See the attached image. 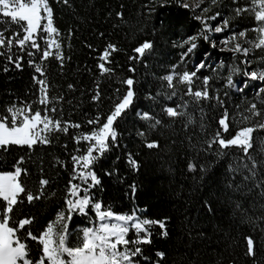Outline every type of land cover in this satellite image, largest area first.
Wrapping results in <instances>:
<instances>
[{"label": "trees", "instance_id": "obj_1", "mask_svg": "<svg viewBox=\"0 0 264 264\" xmlns=\"http://www.w3.org/2000/svg\"><path fill=\"white\" fill-rule=\"evenodd\" d=\"M49 3L54 11L55 26L63 34V54L70 58L65 59L62 68L56 59L46 62L50 96L64 97L56 104L59 111L53 115L78 123L81 127H70L68 133L55 132L49 137L50 144H38L31 152L26 147L16 146L7 153L0 152V171L13 170L15 160L25 156L27 163L23 167L28 169L29 174L22 179L33 192L37 190L41 176L50 180L45 197L32 204L26 201L19 204L14 218L33 217V223L27 227L36 235L55 218L56 213L64 207L65 189L72 174V156L79 155L88 146L83 141L77 144L74 137L98 127L88 124L89 119L99 116L101 123L104 122L115 98L125 91L126 86L121 85L120 81L131 76L137 81L134 105L115 125L119 134L117 141L114 144L110 141V149L93 165L101 184L92 191L97 200L111 206L115 212L130 213L137 208L141 217L167 218L168 236H161L162 230L154 226L152 243L141 245L144 255L150 259L144 261L141 258L140 264H152L157 259V251L166 254L161 264H264V233L242 222L233 211V201L240 200L247 207L255 194H241L227 187V163L232 157L217 162L211 153L201 155L200 163L212 165L203 181L194 180L193 174L187 170L189 158L193 155L187 137L195 133L194 142L203 133L198 126L186 130L182 119L172 121L161 111L164 104L174 106V102H180L179 94L185 90V86L178 85V95L172 101L157 97L159 103H154L148 98L149 94L156 96L162 90L164 82L160 77L168 74L173 65H179L176 71H192L194 62L208 48V43L201 36V22L195 19L194 11L183 7L179 0H69L67 5L63 0H49ZM240 3H246V0H240ZM161 4L164 6L161 7ZM234 7L236 5L232 0H219L217 6H212L214 13L219 11L224 18L230 19V25L238 31L251 29L254 26L252 17L247 14L235 17ZM152 8L155 11H150ZM117 12L123 13L122 20L117 17ZM69 30L72 32L70 38ZM191 36L197 37V48L189 61L187 58L181 63L180 55L186 47L179 45ZM144 40H151L154 49L143 60L130 61L128 57L136 55L132 49ZM108 43L115 44L120 51L113 53L112 63L108 65L114 72L102 76L97 67L98 57ZM88 45H92V48ZM250 56L253 61L250 70L254 69V65L264 68V60L260 59L264 57V49L254 50ZM27 59L22 70L10 66V71L4 72L6 61L0 58V112L13 103L35 101L37 86L32 80L35 73ZM240 61L237 58L233 61L227 59L226 63L210 65L198 73L200 77H212V88L219 91L225 107L233 116H237V105L240 106L239 110H243L248 103L255 101L258 107H264L260 103L264 94L258 98L249 87L240 92L226 86L230 62L241 71L245 69ZM130 67L135 68L134 73L129 71ZM69 84L74 88L69 89ZM97 84L100 100L94 101L92 97L97 91ZM117 88L121 89L120 93L115 91ZM33 106L42 107L38 104ZM203 106L204 122L211 135L217 128L216 121L223 109L210 107L207 102ZM194 108L193 105L190 110ZM138 111H152L163 121V125L149 130L147 122L136 115ZM195 114L199 120L200 113L197 111ZM242 126L233 124L230 134L234 135L237 128ZM139 131H145L146 138L139 136ZM253 136L254 145H257L255 138H264V131H258ZM146 139L159 141L160 147L147 148ZM230 151L236 156L241 155L237 148ZM129 153L138 162V170L128 164ZM29 156L31 159H28ZM58 161L66 166H61ZM133 184L136 186L135 193L131 187ZM204 201L210 202L212 212L204 206ZM88 226H91L89 217H73L69 226L71 246L79 243L80 230ZM20 235L23 237L25 233ZM246 235H252L257 241L255 259L245 255ZM27 243L35 259L41 246L30 239Z\"/></svg>", "mask_w": 264, "mask_h": 264}, {"label": "snow or ice", "instance_id": "obj_2", "mask_svg": "<svg viewBox=\"0 0 264 264\" xmlns=\"http://www.w3.org/2000/svg\"><path fill=\"white\" fill-rule=\"evenodd\" d=\"M63 3L67 5L69 0H63ZM204 3L205 0H198L194 6L185 3L183 7L201 10V15L196 16L195 19L202 23L201 36L208 41L209 36L204 33L225 32L230 27V19L225 18L220 25L213 27L208 21L216 20L221 13L219 11L213 15L207 13L211 11L212 6L218 5L219 0H209L208 7H201ZM232 3L236 5L233 8L235 17L247 14L252 17L254 26L251 29L232 32L220 43L224 45L222 50L247 58L254 50L264 49V0H246L244 4H241L240 0H232ZM163 6L161 4V7ZM150 11L155 9L152 8ZM116 15L119 19H123L122 12H117ZM12 25L16 27L13 28ZM249 31L256 33L254 39H249ZM71 35L72 32L69 30L68 37L70 38ZM62 36L63 34L55 26L54 11L49 0H0V58L6 61L3 71H10V66L22 70L27 57V63L35 73L32 80L37 86L34 93L35 101L13 103L0 112V152L7 153L13 146L26 147L31 152L38 144H50L49 137L53 133H68L70 127L77 129L81 127L78 123L64 121L53 115L59 111L56 104L63 101L64 97L50 96L51 85L47 79L46 62L49 59H56L62 68L65 59H70L63 54ZM196 39V36H191L179 45L180 47L188 45L180 55L181 63H184L197 48ZM212 46L216 47V43L212 42ZM88 47L92 48V45ZM153 49L154 43L151 40H144L132 49L136 55L129 56L128 59L141 61ZM118 51L120 49L115 44L108 43L99 55L97 67L102 76L114 72V69L108 65L112 63L113 53ZM260 59L264 60V57ZM240 63L250 65L251 61L244 59ZM178 67L179 65H173L168 74L160 77L164 82L161 86L162 90L157 92L156 96L149 94L148 98L154 103H159L157 97L172 101L178 95V85L185 86V90L179 94L180 102H174V106L164 104L161 111L172 121L182 119L186 130L198 126L203 133V136L197 137L194 142L195 133L187 137L193 151L187 164L188 172L193 174L194 180L203 181L212 165L200 163L201 155L206 156L211 153L216 157L217 162L225 157H232L227 163L229 174L227 187L241 194L245 192L255 194L247 207L240 200L233 201V211L242 222L264 233V138L256 137L257 145H254L253 136L258 131H264V116H262L264 107H258L255 101L248 103L243 110H239L240 106L237 105V118L229 113L219 91L212 88V77L198 76L202 69L208 67L204 61L195 65L192 71H176ZM129 71L134 73L135 68L130 67ZM240 71L238 66L230 68L226 86L243 92L247 87V81H244L243 87H237L233 80V76ZM243 74L249 80L259 81L264 85V68L258 71L245 69ZM197 80L200 81L199 84L196 83ZM136 83L137 81L131 76L121 80L120 84L126 86L125 91L115 98L113 108L104 122L101 123L99 116L89 119L88 124L98 127L74 137L77 144L83 141L88 146L83 152L77 149L80 154L72 156V174L65 189L64 207L38 235L33 234L27 227L33 223V217L15 219L14 213L19 204L25 201L32 204L44 198L50 180L41 176L37 190L33 192L29 189L22 179L29 174L28 169L23 167L27 163L25 156L15 160L12 165L13 170L0 171V264H140L141 258L144 261L150 259L144 255L141 245L152 243L153 227L158 226L162 230L161 236H168L167 218L159 220L144 218L139 215L140 210L137 208H133L130 213L115 212L111 206H106L101 200H97L92 191L101 184L93 165L110 149V141L113 144L117 141L119 134L115 125L133 107ZM68 88L73 89L74 86L69 84ZM115 91L120 93L121 89L117 88ZM261 94H264V86L258 87L256 91L258 98ZM224 95L227 96V93ZM92 99L100 100L98 84ZM204 102L210 107L219 106L223 109L216 121L217 128L211 135L208 134V125L204 122ZM260 103L264 105V99H261ZM34 104L42 107L34 108ZM193 105L195 108L190 110ZM197 111L200 113L199 120L195 114ZM136 115L147 122L149 130H155L157 126L163 125V121L153 115L152 111H138ZM233 124L243 126L238 127L235 134L231 135ZM138 135L146 138L145 131H139ZM145 146L156 149L160 144L157 140L146 139ZM233 148L239 149L241 155L233 154L230 151ZM28 159L31 157L29 156ZM127 162L134 170L139 169V164L131 153ZM58 163L66 166L63 162L58 161ZM237 176L240 177L239 181ZM131 187L135 193V184ZM204 206L209 212L213 211L209 201H204ZM77 215L89 217L91 226L81 229L79 243L71 246L69 239L72 233L69 226L73 217ZM22 232L25 233L23 237L20 235ZM28 239L36 241L41 246L39 255L35 259L27 243ZM244 240L245 255L255 259L257 241L252 235L244 236ZM155 255L157 259L152 264H161L166 254L157 251Z\"/></svg>", "mask_w": 264, "mask_h": 264}, {"label": "rangeland", "instance_id": "obj_3", "mask_svg": "<svg viewBox=\"0 0 264 264\" xmlns=\"http://www.w3.org/2000/svg\"><path fill=\"white\" fill-rule=\"evenodd\" d=\"M179 1L183 5L185 3H187V4L193 5V6L198 2V0H179ZM208 6H209V0H205V3L203 5H201V7H208ZM191 9L194 11L193 14H195V16L201 15V10L200 9H193V8H191ZM213 14H214L213 8H211V11L209 13H207V15H213ZM223 19H225L224 16L220 15V17H217L216 20H209L208 23L214 27V26L220 25ZM201 25H202V23H201ZM200 30L202 32L203 25H202V28ZM232 32H239V31L235 27L230 25V27L223 33H214V32H210V33L206 32V33H204L205 35L209 36V40L205 41L206 43H208L209 46H208V48H206V50H204L203 55L200 56V58H198L194 62V67L193 68H195V65H197L201 61H204L209 67L210 65H215L216 66V65H220V64L226 63L227 59H230V60L232 59V61H233L234 58H237V59H240V60L247 59V60L251 61L250 65H247V64H243V65L245 66L246 70L252 71L249 68V67H252L251 65H253L252 64L253 61H252V58H251L250 55L247 58H245V57H243L240 54H233L230 51L222 50V49H224V45H222L220 43V41L225 39L226 37L230 36ZM255 36H256V33H254V32H250L248 34L249 39H254ZM212 42L216 43V47L212 46ZM195 43H197V41H195ZM245 46H248V45H245ZM185 47L187 48L188 45H185ZM191 55H192V53L190 54V57L188 58V61L191 59ZM229 66H230L229 68H231L234 65H233L232 62H230ZM254 66L255 67H254L253 70H257V71L260 70L261 68H263V67H260V66L258 67V65H254ZM245 69H243V71H240L239 73L235 74L233 76V80H234L235 84L237 85V87H243L244 81H247V87L250 88V91L251 92H256L258 87L264 86V85H262L261 82H259V81L249 80L243 74ZM233 89H235V88H233ZM79 235H82L81 230H80V234Z\"/></svg>", "mask_w": 264, "mask_h": 264}]
</instances>
